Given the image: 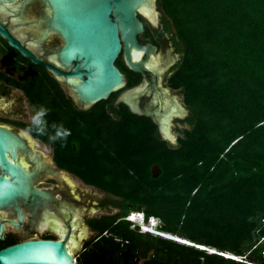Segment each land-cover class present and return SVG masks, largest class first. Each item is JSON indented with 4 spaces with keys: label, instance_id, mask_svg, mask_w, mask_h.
I'll return each instance as SVG.
<instances>
[{
    "label": "trees",
    "instance_id": "16d2710c",
    "mask_svg": "<svg viewBox=\"0 0 264 264\" xmlns=\"http://www.w3.org/2000/svg\"><path fill=\"white\" fill-rule=\"evenodd\" d=\"M157 2L182 55L171 86L190 110L177 144L151 116L114 105L117 93L85 110L48 107V136L53 123L71 130L66 143L46 138L57 164L118 208L89 222L97 234L77 264H264V0ZM133 211L194 245L140 232Z\"/></svg>",
    "mask_w": 264,
    "mask_h": 264
},
{
    "label": "flooded vegetation",
    "instance_id": "af4514ba",
    "mask_svg": "<svg viewBox=\"0 0 264 264\" xmlns=\"http://www.w3.org/2000/svg\"><path fill=\"white\" fill-rule=\"evenodd\" d=\"M157 11L160 15L156 23L144 14L139 15L151 27V34L147 35L142 21L144 32L139 37L141 43L155 46L154 53L143 55L149 69L145 73L133 71L121 52L116 65L124 73L127 85L115 92L114 105L124 103L119 99L128 90L141 87L138 107L142 115L158 109L164 113L176 107L172 123V133L177 139L175 145L183 136V130L191 128L187 121L190 110L184 100V90L171 86L170 80L182 55L172 40V33L162 22L163 14L158 5ZM49 16L46 0H0L1 23L24 49L40 61H33L13 47L0 33V126L20 139V143L14 144L6 155L24 168L35 188L54 195L53 199L42 200L37 205V200H32V196L27 203L19 201L22 219L14 206L0 209V226L3 225V231L0 229V249L29 240H56L70 233L77 255V249H84L97 234L89 222L112 214L118 208L112 205L111 197L104 191L85 183L57 164L54 145L46 139L48 129L43 136L28 132L31 118L41 106L63 105V99H66L77 109L85 110L75 100L70 86L72 80L66 76L75 64L67 66L60 60L59 52L65 40L51 28ZM51 67L64 74L56 75ZM133 77L139 78L138 83L128 86ZM0 175L12 179L1 165Z\"/></svg>",
    "mask_w": 264,
    "mask_h": 264
},
{
    "label": "water",
    "instance_id": "95a60500",
    "mask_svg": "<svg viewBox=\"0 0 264 264\" xmlns=\"http://www.w3.org/2000/svg\"><path fill=\"white\" fill-rule=\"evenodd\" d=\"M46 1L50 9V26L65 40L59 52L60 60L67 66L75 64L66 76L72 80L70 86L73 88L75 100L83 109L93 107L127 85L124 73L116 65L121 52L124 53L130 69L140 73L148 71L149 65L147 60L143 59V55L154 53L155 46L141 43L139 37L144 32V23L139 15L144 14L156 23L159 16L157 0ZM0 33L13 47L21 50L33 61L40 62L9 34L1 21ZM51 69L56 75L64 74L56 68ZM141 92V87L132 88L123 94L119 101L128 104L134 113L142 114L138 107ZM176 112L175 107L164 113L160 109L145 113L154 118L159 125L162 138L171 144L177 142L176 136L172 133ZM18 143L19 138L7 128L0 126V165L12 177L8 179L0 175V209L14 206L22 219L19 201L27 203L32 196V200H37V205L42 200L53 199L54 195L35 188L24 168L8 159L6 152ZM152 173L153 177L160 175L161 169L157 164L153 165ZM0 229L3 231L2 224ZM171 236L168 235L167 238L194 245L187 240ZM71 242L70 233L56 240L24 241L0 249V264H77L75 246ZM201 248L218 253L217 250L205 246ZM79 250L80 247L76 253ZM219 254L226 255L227 258L234 256L228 253Z\"/></svg>",
    "mask_w": 264,
    "mask_h": 264
},
{
    "label": "clouds",
    "instance_id": "9594fccd",
    "mask_svg": "<svg viewBox=\"0 0 264 264\" xmlns=\"http://www.w3.org/2000/svg\"><path fill=\"white\" fill-rule=\"evenodd\" d=\"M49 111L50 109L44 106H41L39 108V110L31 118V124L28 127L29 133L35 132L38 136L46 135V129L48 128V124H47L45 117L47 116ZM51 128L54 130V134L49 135L48 139L52 142L62 141L66 143L67 138L71 135V130L64 127L62 123L59 125H57L56 123H53L51 125ZM133 213L136 214V216L133 219L131 218V213L126 217V219L132 222L133 228H138L140 232L146 233V231L142 229V225L146 223L149 224V222L151 221L150 218L154 216L147 218L145 212L143 211H133ZM154 218L159 219L157 217H154ZM168 235H171V234H168ZM228 257L232 258V257H235V255L228 256Z\"/></svg>",
    "mask_w": 264,
    "mask_h": 264
},
{
    "label": "built area",
    "instance_id": "2783aa9c",
    "mask_svg": "<svg viewBox=\"0 0 264 264\" xmlns=\"http://www.w3.org/2000/svg\"><path fill=\"white\" fill-rule=\"evenodd\" d=\"M135 216H136V214L133 213V212H131V218L133 219ZM150 220H151V221L149 222V224L146 223V224H143V225H142V229H143L144 231L149 232V233H152V234H154V235H161V236H164V237H167V236H168L167 233L162 232V231L160 230V226H161V224H162V222H161L160 219H159L158 222H156V218L151 217ZM235 257H236L237 260H239V261H243V260H245V259H243V257H238V256H235ZM247 262H248V261H247ZM248 263H249V264H255V263H250V262H248Z\"/></svg>",
    "mask_w": 264,
    "mask_h": 264
},
{
    "label": "rangeland",
    "instance_id": "374dc122",
    "mask_svg": "<svg viewBox=\"0 0 264 264\" xmlns=\"http://www.w3.org/2000/svg\"><path fill=\"white\" fill-rule=\"evenodd\" d=\"M158 1V0H157ZM158 3V2H157ZM158 5V4H157ZM161 13L163 14V12L161 11ZM160 15V14H159ZM114 214V213H113ZM159 221V219H156V222H158ZM169 236H171V235H169ZM171 237H175V238H177L176 236H171ZM83 249H82V247L80 248V250L77 252V254H79L81 251H82ZM246 260V259H245ZM138 264H142V260H140L139 262H138Z\"/></svg>",
    "mask_w": 264,
    "mask_h": 264
},
{
    "label": "bare ground",
    "instance_id": "6f19581e",
    "mask_svg": "<svg viewBox=\"0 0 264 264\" xmlns=\"http://www.w3.org/2000/svg\"><path fill=\"white\" fill-rule=\"evenodd\" d=\"M139 216V215H138Z\"/></svg>",
    "mask_w": 264,
    "mask_h": 264
}]
</instances>
